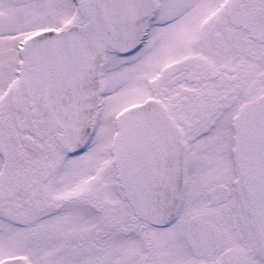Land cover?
Listing matches in <instances>:
<instances>
[{
  "label": "snow or ice",
  "instance_id": "snow-or-ice-1",
  "mask_svg": "<svg viewBox=\"0 0 264 264\" xmlns=\"http://www.w3.org/2000/svg\"><path fill=\"white\" fill-rule=\"evenodd\" d=\"M0 264H264V0H0Z\"/></svg>",
  "mask_w": 264,
  "mask_h": 264
}]
</instances>
